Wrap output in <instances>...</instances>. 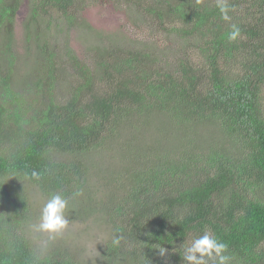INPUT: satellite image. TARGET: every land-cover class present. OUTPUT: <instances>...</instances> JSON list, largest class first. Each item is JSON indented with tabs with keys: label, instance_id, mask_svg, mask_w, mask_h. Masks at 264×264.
<instances>
[{
	"label": "trees",
	"instance_id": "obj_1",
	"mask_svg": "<svg viewBox=\"0 0 264 264\" xmlns=\"http://www.w3.org/2000/svg\"><path fill=\"white\" fill-rule=\"evenodd\" d=\"M125 1L178 34L172 71L149 52L122 59L111 45L89 67L51 49L45 33L59 25L54 15L74 26L73 0H34L26 24L37 33V65L15 69L21 0H0V264H92L62 240L44 250L33 243V186L47 199L69 197L73 219L106 226L95 264H184L181 245L205 230L227 244L230 264H264V0H226L228 21L217 0ZM233 24L241 35L230 42ZM64 59L68 67H56ZM160 116L171 126L159 129ZM152 124L167 148L145 142ZM209 130L239 135L246 153L238 157L221 136L211 138L220 146H199ZM124 139L125 148L110 154L122 163L124 184L93 202L89 177L106 169L91 158ZM33 171L39 180L26 178ZM77 190L83 194L71 198Z\"/></svg>",
	"mask_w": 264,
	"mask_h": 264
},
{
	"label": "rangeland",
	"instance_id": "obj_2",
	"mask_svg": "<svg viewBox=\"0 0 264 264\" xmlns=\"http://www.w3.org/2000/svg\"><path fill=\"white\" fill-rule=\"evenodd\" d=\"M79 9L73 11L76 20L74 26H70L67 22L59 21L58 15H54V19L59 25L56 28H50L46 31L50 48L56 52H63L65 56L66 50L74 53L83 66L89 67L97 58V51L102 47L113 48L121 58L125 59L129 51L149 52L154 55L164 66L168 67V71H172L180 63L177 56L181 53V48L178 44V34L171 29H168V24L165 28L156 27L155 22L150 16L142 18L140 13H136L135 7H130L125 0H73ZM34 0H21L19 10L16 14L13 24V42L15 52L12 61V66L20 71L29 70L31 67H36L37 50L35 45L36 32L30 26L29 15L33 12L32 6ZM38 3V0H37ZM146 3V2H145ZM80 6L83 9H80ZM132 8V11L128 12ZM40 3L37 5V11L40 12ZM54 10L48 8L47 15H52ZM28 36L31 37L27 41ZM96 47V48H95ZM107 49V48H106ZM190 52V51H189ZM197 54V48L192 47L191 52ZM12 53V54H13ZM68 55V54H67ZM194 54L190 58L195 57ZM4 54L0 53V60ZM181 57V56H180ZM160 64V66L162 65ZM68 67L64 61H56V67ZM159 66V67H160ZM152 67V66H149ZM1 91V87H0ZM30 103L35 105L36 94L28 96ZM264 109V102L262 103ZM159 129L164 126H171L170 121L165 116L159 117ZM173 126L174 123H172ZM218 132L219 135L215 134ZM221 136L224 144L237 151L238 157L244 155L243 146L240 154L239 146L241 147L243 138L239 135L222 134L220 130H209L199 138V146L208 148L211 144L215 147L222 145L217 139L211 140L212 137ZM145 142L158 146L160 149L167 148L168 145L164 141H160L161 135L156 130L154 124L144 134ZM143 139V140H144ZM127 141L124 139L117 144L106 146L100 150V154L91 158L95 165H100L106 169L104 176L96 173V170L89 177V186L91 197L94 201H99L104 197V193L110 190H116L121 187L123 182H119L118 172L123 167L121 161H118L110 156L118 148L123 150ZM210 143V144H209ZM212 147V146H211ZM210 147V148H211ZM217 149V148H216ZM201 153V151H199ZM104 154V155H103ZM108 154V156H105ZM31 202H34V209L31 210L29 219L31 226L39 222L40 211L47 198L42 195L34 186L28 190ZM69 219L68 227L54 240H49L48 234L35 232L30 228V236L33 243L42 250L46 249L62 240L78 257L95 264L100 259V252L103 250L105 241L109 235L106 226L102 222L96 223L93 218L86 221L73 219L71 213L65 212Z\"/></svg>",
	"mask_w": 264,
	"mask_h": 264
},
{
	"label": "clouds",
	"instance_id": "obj_3",
	"mask_svg": "<svg viewBox=\"0 0 264 264\" xmlns=\"http://www.w3.org/2000/svg\"><path fill=\"white\" fill-rule=\"evenodd\" d=\"M199 2V0H197ZM217 7L223 20H230L228 15L230 9L226 0H217ZM241 35L240 28L233 24L227 39L236 41ZM32 180H39L38 172L33 171L30 177ZM82 190H77L71 198L82 195ZM69 197L60 193L52 194L41 207L39 222L32 225V229L38 233L48 234L49 240L61 234L69 225V219L65 212L69 205ZM122 237L116 235L113 238V245H119ZM181 257L184 264H230L232 257L227 254L228 246L226 243L218 240L212 233L205 230L202 235L192 238L189 242L182 244ZM166 249L161 247L159 254L164 256Z\"/></svg>",
	"mask_w": 264,
	"mask_h": 264
}]
</instances>
